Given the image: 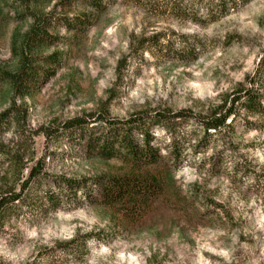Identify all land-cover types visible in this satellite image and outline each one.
Returning <instances> with one entry per match:
<instances>
[{
	"label": "rangeland",
	"instance_id": "1",
	"mask_svg": "<svg viewBox=\"0 0 264 264\" xmlns=\"http://www.w3.org/2000/svg\"><path fill=\"white\" fill-rule=\"evenodd\" d=\"M80 1L0 0L2 68L15 69L12 35L30 27L34 12H51L50 33L59 38L37 50L41 56L58 52L59 61L54 75L33 92L14 96L0 84V113L11 109L0 124V193L19 192L32 167L42 177L1 214L0 261L264 264V116L236 105L231 122L205 136L191 119L242 89L251 88L264 105V73H258L264 0H248L215 20L216 0H103L98 16L85 5L88 0ZM80 15L83 23L67 30L66 18ZM155 34L156 46L146 43L127 56L132 43ZM194 42L199 51L192 60L187 48ZM158 111L184 117L150 120L163 164L143 173L163 176L165 186L145 213L122 218L90 203L82 191L77 197L69 193L56 210L35 203L45 190H57L60 177L128 171L120 159L88 152L85 133L63 129L64 122Z\"/></svg>",
	"mask_w": 264,
	"mask_h": 264
},
{
	"label": "trees",
	"instance_id": "2",
	"mask_svg": "<svg viewBox=\"0 0 264 264\" xmlns=\"http://www.w3.org/2000/svg\"><path fill=\"white\" fill-rule=\"evenodd\" d=\"M247 1L216 0L211 8L214 9L217 16L212 18L213 16L210 15L208 17L215 20L218 16H226L232 9ZM84 3L93 10L96 16L105 7L103 0H88ZM206 11L212 14L211 10L207 9ZM32 17V24L23 34L16 32L12 35L11 49L17 59L15 69L8 70L0 66V84L6 85L14 96L33 92L40 83L54 75L56 64L59 61L58 52L41 56L37 51L39 48L50 47L59 40L58 37L50 33L51 12L46 14L34 12ZM82 19L83 15L76 16L74 21L66 18V29L73 31L78 24L83 23ZM158 37L159 35L155 34L135 41L131 44L127 56L143 51L146 43L156 46L159 41ZM185 51L186 44L177 51L178 56H181ZM198 51L199 47L195 42L190 48H187L192 60L196 58ZM259 72L260 74L264 73V60L260 64ZM260 83L264 88V79ZM251 93V88L237 90L229 102L225 99L209 112L191 116V119L201 126L204 136L210 131L221 130L229 120L230 123L236 105L260 119L264 116L262 97ZM10 112L11 109H7L0 113V124L3 120L10 119ZM181 117H184L183 112L158 111L149 116L141 115V113L132 114L125 120L106 119L96 115L88 116V121H83V117L79 116L67 120L62 124V128L83 131L88 152L99 158L120 159L128 171L120 175H99L92 178L60 177L57 181V190H45L42 195L38 196L35 203L41 208L56 210L66 201L69 193L77 197V193L82 191L84 198L90 203L113 209L122 218L138 217L139 213H145L152 203L161 196L165 186L163 176L151 172L143 173V170L163 164L160 149L153 142L154 135L151 132L150 120L155 123H167ZM49 129V126L44 129L45 137L49 135ZM95 131L98 133L97 135L94 134ZM200 140L195 141L198 143ZM168 171L172 173L171 170ZM41 178L39 171L32 167L27 180L21 184L19 192L7 190L0 193V217L8 209L9 204L18 201L29 186L39 184ZM0 264L3 263L0 261Z\"/></svg>",
	"mask_w": 264,
	"mask_h": 264
}]
</instances>
